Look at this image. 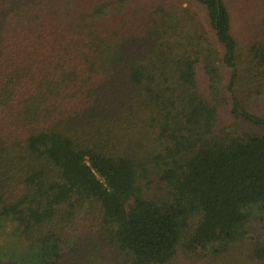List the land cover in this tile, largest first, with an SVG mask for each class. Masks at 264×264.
I'll use <instances>...</instances> for the list:
<instances>
[{
    "label": "trees",
    "instance_id": "obj_1",
    "mask_svg": "<svg viewBox=\"0 0 264 264\" xmlns=\"http://www.w3.org/2000/svg\"><path fill=\"white\" fill-rule=\"evenodd\" d=\"M214 96L264 127V0H0V264H264V135Z\"/></svg>",
    "mask_w": 264,
    "mask_h": 264
},
{
    "label": "rangeland",
    "instance_id": "obj_2",
    "mask_svg": "<svg viewBox=\"0 0 264 264\" xmlns=\"http://www.w3.org/2000/svg\"><path fill=\"white\" fill-rule=\"evenodd\" d=\"M189 6L194 10L195 13L200 15L201 9L199 7H193L189 4ZM206 79L201 80L202 89L203 87V94L204 98L208 101L212 99V91L206 90L207 85ZM217 100L215 101V105L218 108L219 116L218 121L216 125L217 134L219 136H224L225 133H235V134H241V133H249V134H257V135H264V127H256L252 126L248 123H245L241 120H236L233 118L230 112V106L228 105L229 102L226 100V98H221L219 96H214ZM264 100V99H263ZM246 106L253 112L256 113L262 117H264V103L261 102V104L254 99H251V101H248L245 103ZM15 231L14 226H12L10 223H0V246H3V249H7L8 245L12 241V239L15 237Z\"/></svg>",
    "mask_w": 264,
    "mask_h": 264
}]
</instances>
